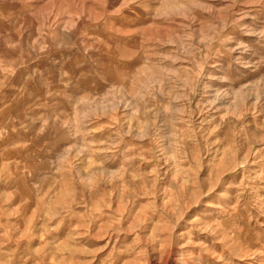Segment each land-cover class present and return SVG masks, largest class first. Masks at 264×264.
<instances>
[{"label": "rangeland", "instance_id": "obj_1", "mask_svg": "<svg viewBox=\"0 0 264 264\" xmlns=\"http://www.w3.org/2000/svg\"><path fill=\"white\" fill-rule=\"evenodd\" d=\"M0 264H264V0H0Z\"/></svg>", "mask_w": 264, "mask_h": 264}, {"label": "bare ground", "instance_id": "obj_2", "mask_svg": "<svg viewBox=\"0 0 264 264\" xmlns=\"http://www.w3.org/2000/svg\"><path fill=\"white\" fill-rule=\"evenodd\" d=\"M149 262V261H148ZM152 263V262H151Z\"/></svg>", "mask_w": 264, "mask_h": 264}]
</instances>
